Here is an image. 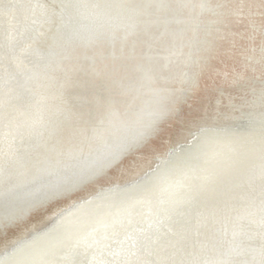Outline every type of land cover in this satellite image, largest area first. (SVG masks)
Instances as JSON below:
<instances>
[{
    "label": "water",
    "instance_id": "95a60500",
    "mask_svg": "<svg viewBox=\"0 0 264 264\" xmlns=\"http://www.w3.org/2000/svg\"><path fill=\"white\" fill-rule=\"evenodd\" d=\"M0 264H264V0H0Z\"/></svg>",
    "mask_w": 264,
    "mask_h": 264
}]
</instances>
